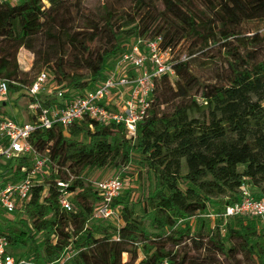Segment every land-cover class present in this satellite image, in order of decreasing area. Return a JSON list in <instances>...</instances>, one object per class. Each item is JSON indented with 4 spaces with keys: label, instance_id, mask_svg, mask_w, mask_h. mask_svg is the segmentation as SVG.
<instances>
[{
    "label": "trees",
    "instance_id": "1",
    "mask_svg": "<svg viewBox=\"0 0 264 264\" xmlns=\"http://www.w3.org/2000/svg\"><path fill=\"white\" fill-rule=\"evenodd\" d=\"M84 1L0 0V80L9 94L29 96L25 88L41 71L66 99L89 91L138 38L160 37L173 59L189 58L174 64L173 76L153 78L135 139L121 124L88 116L67 128L36 126L28 141L47 162L30 199L13 211L21 212L19 226L0 228L7 250L32 241L27 264L55 263L67 250L74 253L65 264H215L239 252L264 264V220L210 216L239 201L242 185L264 198V31H243L246 22L264 21V0H103L92 12ZM211 44L223 61L204 77L190 56ZM21 49L34 56L28 69L18 61ZM39 102L61 103L48 94ZM4 118L11 119L0 106ZM132 160L149 179L146 193L134 198L123 181L112 202L117 218L91 219L101 196L86 175H119ZM33 165L30 155L0 159V182L26 178ZM46 167L47 181L38 182ZM59 181L68 183L73 210L59 204ZM192 218L200 223L194 231ZM187 242L206 252L189 255Z\"/></svg>",
    "mask_w": 264,
    "mask_h": 264
},
{
    "label": "built area",
    "instance_id": "2",
    "mask_svg": "<svg viewBox=\"0 0 264 264\" xmlns=\"http://www.w3.org/2000/svg\"><path fill=\"white\" fill-rule=\"evenodd\" d=\"M12 1V0H5ZM161 38L153 40L136 39L128 49L121 53L106 70L104 78L91 90L76 94L66 99L64 92L54 84L46 71L39 72L25 92L34 99L30 110L37 115L36 123H18L12 119L0 120V159H11L21 155L33 157L34 165L29 175L17 182H0V206L8 213L28 201L34 185V178L41 172L47 162L29 144L28 138L36 126L49 128L58 123L64 128L88 116L101 123H116L124 126L127 137L135 139L137 126L142 122L150 107L151 91L154 77L175 74L174 64L189 58L182 54L173 59L170 49H162ZM51 89V90H49ZM52 95L60 104L43 106L39 96ZM8 83L0 80V95L6 96ZM60 187L59 204L62 209L73 210L71 193L67 182H57ZM101 196L100 203L91 215L93 220L117 218V211L112 202L122 188L123 180L119 175L93 182ZM241 199L227 205L222 213L210 214L224 219L233 216H253L264 220V198H256L247 186L242 185ZM8 241L0 234V264H27L8 252ZM73 250L65 251L63 257L52 264H65L73 255Z\"/></svg>",
    "mask_w": 264,
    "mask_h": 264
},
{
    "label": "rangeland",
    "instance_id": "3",
    "mask_svg": "<svg viewBox=\"0 0 264 264\" xmlns=\"http://www.w3.org/2000/svg\"><path fill=\"white\" fill-rule=\"evenodd\" d=\"M21 0H12V3H19ZM103 3V0H85L84 1V7L87 11H94L95 9L101 7ZM243 31L246 34H253L255 32H261L264 31V21L262 20H255V21H249L246 22L243 26ZM128 45L130 44L131 40L126 39L125 40ZM188 45L189 43L184 41L181 44V47L183 50L188 51ZM218 44L209 46L208 48H204L202 50H198L193 52V54L190 56L191 59H193L194 65L193 70L201 75L206 77L211 72V68L214 66L215 63H219L223 61V57L221 55V52L218 51ZM212 56L214 58H212ZM33 54L29 52L28 50L21 49L18 53V61L22 67H31V64L33 62ZM111 59L109 61V65H107V68H110L113 64L115 59ZM51 90V89H49ZM47 92V90L44 92V94ZM43 94V93H42ZM15 98L11 99V96H14ZM5 101L9 104V112H12L11 109L17 108L16 112V118L12 115L11 119L18 122H29L31 120L30 115V97L26 94H20V93H13L5 96ZM49 168L46 167L45 173H42L38 176L37 181L41 183H45L47 181V178L49 177ZM126 170H122V173H120V176H123L124 186L130 187L132 190L133 197L136 198L140 195H143L147 191V187L149 184V179L147 178V175L144 173V171L139 168V166L136 164L135 161H131L130 164L125 168ZM112 174H114V171L111 169H101V170H93L89 172L86 177L88 179L92 180H101L110 177ZM21 212L17 210V212L8 213L5 212L0 207V228L5 230L7 226L9 227H16L19 226L18 218L20 217ZM9 219V220H7ZM7 220V222H6ZM193 231L195 229H199L200 223L196 221L195 218H192L189 220ZM213 223V220L210 222ZM206 232L209 230V226L206 223ZM39 239V236L37 237ZM226 243L230 244V241H226ZM261 243H264V238L261 239ZM34 243L30 240L27 241L25 245H20L15 250L8 249L9 252L12 253L15 257L21 256L23 259L31 260L33 257V249ZM185 250L189 253V255H203L206 251H204L201 248H198L195 244L191 242H187L185 246ZM125 257V256H123ZM215 264H261L256 259H252L249 254H245L243 252H239L236 254L235 257L228 258L223 255H220L216 257Z\"/></svg>",
    "mask_w": 264,
    "mask_h": 264
},
{
    "label": "crops",
    "instance_id": "4",
    "mask_svg": "<svg viewBox=\"0 0 264 264\" xmlns=\"http://www.w3.org/2000/svg\"><path fill=\"white\" fill-rule=\"evenodd\" d=\"M24 69H28V67H24ZM43 94H44V92H43ZM4 98H5L4 96H1V95H0V106H3L4 111H5L10 117H12V115H13V116H15V118H16L17 108L11 109L12 112H9V109H8V108H9V105H8L9 103L6 102ZM13 98H15V95H14V96H11V99H13ZM31 112H32V111H30V114H31Z\"/></svg>",
    "mask_w": 264,
    "mask_h": 264
}]
</instances>
